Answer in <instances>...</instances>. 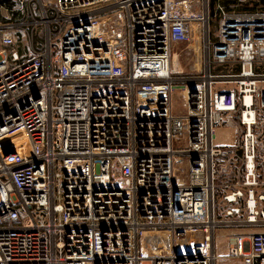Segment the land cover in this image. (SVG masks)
<instances>
[{
    "label": "built area",
    "instance_id": "obj_1",
    "mask_svg": "<svg viewBox=\"0 0 264 264\" xmlns=\"http://www.w3.org/2000/svg\"><path fill=\"white\" fill-rule=\"evenodd\" d=\"M30 2L43 50L0 25V264H215L220 229L233 259L264 264V11ZM215 18L176 115L173 47ZM224 126L237 143L215 141Z\"/></svg>",
    "mask_w": 264,
    "mask_h": 264
},
{
    "label": "rangeland",
    "instance_id": "obj_2",
    "mask_svg": "<svg viewBox=\"0 0 264 264\" xmlns=\"http://www.w3.org/2000/svg\"><path fill=\"white\" fill-rule=\"evenodd\" d=\"M7 1H10L12 11L7 12V9H0V23L2 25L7 24V22L18 24L19 28L16 37L18 46L24 53L30 54L33 51L43 50L47 44V32L45 25L38 24L36 26L35 24L36 21L41 22L43 20L38 3L24 0L25 4L22 5L19 0ZM213 12L214 10L210 6L211 16H213ZM21 23H25V25H21ZM217 28L218 19H212L209 26L200 28V33H193L188 42L177 44L173 47V66L175 68L176 82L172 93V105L173 112L176 115H183L185 113L184 102L188 80L200 78L207 69L208 47H210V43H213L216 38ZM51 29L54 31L53 27ZM222 70L225 72L223 68ZM231 87L232 85H228L226 88L229 89ZM221 128L230 129L221 130L217 133L215 140L217 143L232 142L231 137L235 138L236 143L240 140V137L236 136L234 128L229 126ZM180 168L183 170L182 166ZM232 238L233 234L231 231L220 229L217 233L215 239V254L217 259L215 264H238L237 260L233 259L229 253Z\"/></svg>",
    "mask_w": 264,
    "mask_h": 264
},
{
    "label": "trees",
    "instance_id": "obj_3",
    "mask_svg": "<svg viewBox=\"0 0 264 264\" xmlns=\"http://www.w3.org/2000/svg\"><path fill=\"white\" fill-rule=\"evenodd\" d=\"M218 2H221L226 7H230L231 5L238 6V9L241 11H264V0H211L210 6L214 10L213 15L216 13L215 9ZM0 4L11 6L10 1L7 0H0Z\"/></svg>",
    "mask_w": 264,
    "mask_h": 264
},
{
    "label": "bare ground",
    "instance_id": "obj_4",
    "mask_svg": "<svg viewBox=\"0 0 264 264\" xmlns=\"http://www.w3.org/2000/svg\"><path fill=\"white\" fill-rule=\"evenodd\" d=\"M203 23V22H202ZM202 23H198V24H195L194 25V33H200V28H201V24ZM176 55V54H175ZM173 56H174V54H173ZM171 66H172V71L175 73V68H174V66H173V57H172V63H171ZM185 94H187V92L185 93ZM20 137L19 138H21L22 140H24V142L25 143H27V145H28V140H27V138L25 137V135L24 134H21V135H19ZM25 151H29V148L28 147H26L25 148Z\"/></svg>",
    "mask_w": 264,
    "mask_h": 264
},
{
    "label": "crops",
    "instance_id": "obj_5",
    "mask_svg": "<svg viewBox=\"0 0 264 264\" xmlns=\"http://www.w3.org/2000/svg\"><path fill=\"white\" fill-rule=\"evenodd\" d=\"M218 4V3H217ZM232 6V5H231ZM234 6V5H233ZM0 9H7V11H12L11 10V6H9V5H1L0 4ZM0 25H2L1 23H0ZM228 129H230V128H227V129H225V128H220V129H218L217 130V133L219 132V131H221V130H228ZM234 134V133H233ZM231 139H232V142H227V143H220L221 145H233L236 141H235V138H233V137H231ZM238 262V261H237ZM238 264H241L240 262H238Z\"/></svg>",
    "mask_w": 264,
    "mask_h": 264
}]
</instances>
